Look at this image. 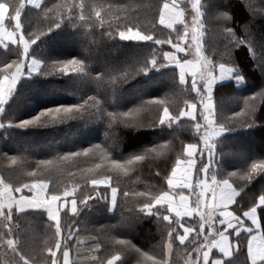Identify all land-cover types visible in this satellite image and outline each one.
I'll use <instances>...</instances> for the list:
<instances>
[{"label":"snow or ice","instance_id":"6c2138e0","mask_svg":"<svg viewBox=\"0 0 264 264\" xmlns=\"http://www.w3.org/2000/svg\"><path fill=\"white\" fill-rule=\"evenodd\" d=\"M225 5L220 10L213 0H157L145 5L152 15L142 20L126 10L113 14V8L125 6L105 0H0V133L69 121L107 125L101 143L88 142L35 166L22 155L0 153V252L7 257L0 264H129V258L135 264H264V158L228 171L226 157L233 154L223 146L225 133L257 124L264 87L240 98L242 106L230 114L221 95L230 90L227 82L244 79L233 52L246 49V58L264 63V46L257 51L250 30L240 34L244 25L233 26L240 18ZM246 7L253 16H264V0H249ZM210 17L219 23L222 52H209ZM97 32L102 41L131 54L94 68ZM88 36L93 39L82 38ZM58 44H78L81 53L59 59ZM49 77L94 84V94H82L75 103L35 104L24 118L16 106L21 91L25 85L44 88ZM132 80L138 87L122 104L116 85ZM156 84L169 91L157 95ZM109 88L110 101L102 98ZM178 95L184 97L182 105L176 103ZM145 110L154 113L152 119L143 117ZM150 129H159L155 141L121 151L126 133ZM184 129L192 142L181 141L177 150V132ZM156 161L167 162L154 173L160 186H128L125 178ZM66 170L62 183L53 179V173ZM96 205L112 216L125 208L127 214L120 211L116 224L103 230L104 239L91 237L82 252L85 240L76 218ZM21 216L43 218V238L33 237L32 246ZM65 216L72 223L65 224ZM146 221L161 235L147 251L121 231L132 232Z\"/></svg>","mask_w":264,"mask_h":264},{"label":"trees","instance_id":"16d2710c","mask_svg":"<svg viewBox=\"0 0 264 264\" xmlns=\"http://www.w3.org/2000/svg\"><path fill=\"white\" fill-rule=\"evenodd\" d=\"M51 2L54 3L55 0H51ZM105 2L117 6H125L124 9L113 8V14L126 10L133 16L139 15L143 20L144 17L152 15V9H147L145 5L151 4L155 6L157 0H105ZM226 2L231 5L234 17L240 18L239 20H235L233 26L239 27L242 24L244 25V29L240 34H245V32L250 30L257 51H259L261 46H264V16L252 15V12L246 7L249 0H213L214 6L220 8V10H224ZM256 3L258 4L259 0H256ZM207 26L206 41L209 52L211 53L214 49L217 52H222L223 42L220 37L219 23L210 17ZM69 31L72 30L69 29ZM162 35H166V33ZM49 37L56 41L61 39L60 36L51 33ZM82 38L86 41L93 39L91 36ZM95 39L97 43L93 46V51L98 63L93 64L94 68H99L106 61L119 62L124 59L125 55H129L132 52L130 49L118 50L112 42L102 41L98 32ZM80 53L81 47L78 44L72 46L58 44L55 47V54L58 55L57 58L59 59H70L72 55H79ZM232 55L235 63L241 68L244 79L239 83L235 81L227 82L230 90L221 92L223 110L229 114L231 111H238L239 107L242 106L240 98L250 96L255 91H259L260 88L264 87V63H257L251 60L250 57L246 58V49L243 51L236 49ZM140 79V77L136 78V80ZM48 80L50 83L42 89H35L30 85H25L21 91L16 100V106L20 108L24 118H26L28 113L33 111L35 104L54 106L56 103H75L76 97L82 94L93 95L96 87L94 84H74L61 77H49ZM136 87L138 85L135 80L116 85V94L122 104L127 103L134 96ZM153 88L159 89L156 94L160 96L169 91L167 87H162L159 84L153 85ZM153 88L148 89V91L152 92ZM102 98L109 101L112 99L110 88L107 89ZM145 98L147 99L148 97L146 96ZM183 98V96L178 95L176 103L182 105ZM131 106L132 104H128V107ZM36 110L39 109L37 108ZM109 110L112 109L109 108ZM142 115L146 120H149L153 118L154 113L145 110ZM261 120H264V109L257 113L258 122L255 126L251 128H237L224 134V151H230L233 154L226 157L225 167L228 171L244 167L251 163L253 159L264 158V123H261ZM106 128V124L98 121H91L86 127L84 121H69L66 124L55 127L32 131H8L7 133H0V153L6 152L9 156L22 155L35 166V163L39 160L52 159L57 153L62 154L67 151H75L79 147H88V142L101 143L104 140ZM118 131L121 135L126 132L122 128ZM158 134L159 129L144 130L136 134L128 132L126 133L124 143L120 146L121 151H134L150 141H155ZM177 135L180 137L175 142L177 150L181 147V141L184 143L192 142L189 139L191 133L186 129L178 131ZM157 167L164 169L167 167V162L156 161L151 165H146L137 174L139 176L138 180L137 175H133L131 179L125 178L128 186L138 189L148 185L160 186V180L154 176ZM68 170L75 171L70 164ZM76 178L80 179L79 174H77ZM53 179H59L62 183L67 179V170L59 176L53 173ZM257 179L259 180L260 178L258 177ZM254 191L248 192L245 195V199H250ZM95 208L96 210L84 208L80 216L76 218L79 223V234L85 240V245L81 248L82 252L89 246L88 242L91 237L104 239L103 230L108 225L116 224L120 218V211H124L127 214L126 208L117 210L115 216L108 214L99 205H96ZM63 222L70 224L72 220L70 217L65 216ZM19 223L25 231L29 246L33 244V237L37 240L43 238V218L21 216L19 217ZM121 231H124L126 237L131 239L133 244L145 251L158 245L161 240L160 232L152 221H146L132 232ZM6 259L7 257H4L3 253L0 252V261ZM129 264H135V259L129 258Z\"/></svg>","mask_w":264,"mask_h":264}]
</instances>
